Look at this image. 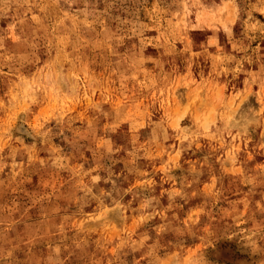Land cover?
Instances as JSON below:
<instances>
[{"label":"rangeland","instance_id":"1","mask_svg":"<svg viewBox=\"0 0 264 264\" xmlns=\"http://www.w3.org/2000/svg\"><path fill=\"white\" fill-rule=\"evenodd\" d=\"M0 264H264V0H0Z\"/></svg>","mask_w":264,"mask_h":264}]
</instances>
